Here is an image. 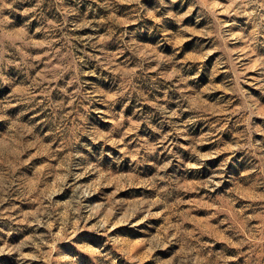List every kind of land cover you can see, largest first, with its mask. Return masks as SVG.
I'll list each match as a JSON object with an SVG mask.
<instances>
[{"label":"clouds","instance_id":"9594fccd","mask_svg":"<svg viewBox=\"0 0 264 264\" xmlns=\"http://www.w3.org/2000/svg\"><path fill=\"white\" fill-rule=\"evenodd\" d=\"M26 2L0 0V221L6 222L0 233L10 237L14 232H31L19 244L0 243V256L14 254L19 264H81L79 255L64 254L62 246L67 244L89 264H118L120 259L127 264H264V139H257L264 137V0H192L182 14L168 11L167 17L182 23L199 8L196 23L205 21L201 27L165 32L176 49L171 55L160 51L159 44L139 43L136 37L142 29L129 31L145 17L162 26L165 17L157 15L159 8H146L141 0H94L113 13L108 21L95 22L70 20L77 13L64 7L65 0H35L21 10L30 19L16 26L4 13ZM159 2L169 7L165 0ZM124 4L134 7L121 19L115 13ZM52 7L63 19L47 14ZM89 11H93L90 6ZM32 21L38 25L34 29ZM94 23L108 24L107 31L82 42L101 55H77L81 50L70 42L73 38L63 36L69 26L85 28ZM57 35L60 47H54ZM194 37L209 40L210 46L198 42L178 59L180 46ZM110 41L119 44V52L106 53ZM125 53L136 57L134 67L127 61L116 62ZM213 57V82L197 89L190 82L200 72L185 75L184 69L195 65L202 71L204 62ZM90 61L111 74L108 89L87 79L97 75L89 68ZM162 66L166 70L158 72ZM153 72H158L152 77L153 86L163 79L174 85L177 99L170 101L166 92L162 100H147L135 81ZM221 73L226 77L215 83ZM60 94L70 99L71 113L65 112L69 100ZM121 98L128 104L133 100L151 104L173 131L163 133L150 116L133 120L116 112ZM96 103L105 107L94 108ZM44 111L48 116L36 120ZM30 112L36 115L25 120ZM92 112L106 117L113 127L102 130L89 119ZM197 121H207L210 127L194 136L188 125ZM41 124L51 129L38 131ZM144 124L162 133L160 145L174 135L189 142L169 141L165 151L171 159L152 162L155 172L148 178L142 177L141 166L159 145L143 136L134 137V147L126 143ZM226 131L232 133L230 139L221 138ZM213 138L222 146L211 152L198 150ZM173 147L184 148L190 158L184 159ZM240 153L246 154L245 162L251 166L226 184L223 173ZM222 155L226 158L205 180L168 174L174 162L189 172L204 169ZM135 189H148L154 195H125ZM189 194L196 195L186 199ZM15 201L32 207L19 210ZM121 229L142 235L133 239ZM84 234L101 243L83 239ZM217 243L225 247L217 248ZM170 248L176 249L170 256L159 255ZM229 250L236 255H229Z\"/></svg>","mask_w":264,"mask_h":264},{"label":"rangeland","instance_id":"374dc122","mask_svg":"<svg viewBox=\"0 0 264 264\" xmlns=\"http://www.w3.org/2000/svg\"><path fill=\"white\" fill-rule=\"evenodd\" d=\"M35 3V0H28L25 4L17 3L14 5L15 11L13 10H7L4 15L8 16L11 20L14 21V24L16 26L22 25L26 23L30 17H25L21 15V10L24 7H30L32 4ZM101 3H103V0H101ZM141 3L146 7L150 9L159 8V12L157 15H163L165 18L162 21V26H154L153 22L149 20L148 18H144L139 21L136 25H130L129 31H135L136 29H142L143 31L137 33V39L139 43H148V44H159L161 45L160 51L166 53V54H173L176 49L172 44L168 42V39L165 37V32L169 33H175L179 32L181 27H191V26H197L201 27L205 23V21H201L200 24H197V18L199 14V8L195 9L192 13V15L186 17L182 23H178L175 19L167 17L166 13L168 11L175 12L177 15L184 13L187 11V8L191 5L192 0H177L175 4L172 3V0H165V3L169 5V7L166 9L163 6H161L159 0H141ZM89 6L93 9V11H89ZM48 5L45 4V8L47 9ZM64 7L68 9L75 10L77 13L76 15L69 16L68 18L74 22L83 21L85 18L92 20V21H108L109 17L113 15L112 12L109 10L101 7L99 4H96L94 0H65ZM134 6L132 5H119V11L115 13V15L119 16L121 19H124L132 10ZM47 14L50 17H59L63 19L62 13L57 12L55 7H52ZM232 19H236L233 17ZM110 23V21H109ZM38 26L36 21H32V27L33 29ZM108 28V24L102 23L97 24L94 23L92 27H85V28H75L71 29L69 26V30L66 35L63 36L64 40H69L72 44H75L77 49H80L81 51L77 52V55H83L84 53H88L89 55H101L100 52L96 51L90 46H87L85 43H83V39L87 37H96L99 35H103ZM54 39L57 41V43L54 45V47H60V35H57L54 37ZM207 44L210 46L209 40H204L202 37H194L191 40H186L181 46L179 50V56L178 59L183 58L185 54L193 51L197 47V43ZM106 53H116L120 51V46L115 41H110L106 46ZM47 59V57H45ZM124 61L128 62V65L130 67L135 66L136 57L132 56L131 53H125L123 56H120L117 59V63H122ZM215 61V57L210 58L208 61L204 62L203 70L200 71V69L193 65L191 67L186 66L184 69L185 75H193L196 72H200V75L197 80L191 81L190 84L197 87V89L203 87L207 83L213 82L210 80V72H211V66L213 65ZM151 66V65H149ZM89 68L94 69L97 73L96 76L88 77L93 84L100 85L104 87L105 89H108L110 85V81L112 79L111 74L107 71L98 68L94 62H89ZM166 69L162 66L158 72H163ZM158 72H153L148 74L147 77L143 76L141 74V77L135 81V83H138L142 90L145 91L147 94V100L148 101H155L157 97H160L161 100L165 96V93L167 92V95L169 97V100H175L179 97V93L176 91H173L172 88L174 85H166L163 79L156 81V86H153L152 77H156L158 75ZM254 74V73H252ZM251 75V74H250ZM105 77H108V80L105 79ZM226 77V73H221L218 77H216L215 83H220L224 78ZM249 91L254 92L256 95H260V93L252 89L250 86ZM90 90V88H89ZM114 90V89H113ZM68 91L71 92L73 89L71 87L68 88ZM7 90H5V93ZM57 93H53L54 98L57 97ZM213 96L221 95L220 93H214ZM226 96V94H224ZM60 98L63 97L62 94H60ZM226 98H228L226 96ZM69 100V106L65 108V112L71 113L72 108L70 105V99L65 98ZM125 104H127V107H125ZM169 107H175V104L170 103L168 105ZM94 108H104V105H101L99 103H96L93 105ZM137 108L142 109L141 112H137ZM21 109H14L13 111H17ZM116 112H123L126 117H131L133 120H139L142 119L144 116H150L151 122L156 125L157 127H161L163 133L171 132L173 131L172 126L162 123L163 117L159 112L154 109L151 104L144 103V104H138L136 100H133L132 103L128 104L126 100L121 98L120 101L117 102L115 109ZM37 111H40V109H37ZM83 111V109H81ZM35 112H30L29 116H26L24 119H29L30 116H35ZM187 115L185 114V118L187 119ZM48 116V112L44 111L41 112V115L36 116V120H43ZM68 119H71V115L68 116ZM89 119L94 121L96 125H98L102 130H110L113 125L107 120V118L101 119L100 116L96 112H92L89 116ZM36 120L33 121V123L36 122ZM176 123H183L182 120L176 121ZM207 121H197L195 124L188 125V130L190 131L191 135H199L202 134L204 131H207L208 128ZM43 129L44 131H49L51 129V125L47 124H41L39 126V129ZM135 136H143V137H149L151 142L154 144H158L159 146L156 148V154L151 155L147 157V162L141 166V175L143 178H148L152 174H154L155 169L151 166L152 162H163L165 159H171V157L168 155V152L165 151V148L168 146L169 141H171L175 145L179 144H185L187 145L189 142L186 140L181 139L179 136H169L167 141H164L162 145L159 144V142L163 139V135L161 132H153L151 129L147 127L146 124L141 126V129L138 133H134L132 136H129L126 140V143L130 142V146H135L134 137ZM232 136L231 132H225L221 135L222 139H230ZM257 139H264V137L257 136ZM222 145L213 138L211 143H204L199 146L198 150L201 152H211L216 150L217 148L221 147ZM172 151L180 154L184 159L190 158V153L186 151L184 148L180 147H173ZM226 158V156L222 155L220 157L213 158L212 160L208 161L206 163V167L201 170H192L189 172H185L183 167L177 168L174 166L169 169V176L172 178H185L188 179H195V180H205L207 179L213 172V168H218L219 165L223 162V160ZM246 161V154L240 153L237 156H234L232 161L230 162L229 166L225 169L223 175L225 177V183L227 184L230 178L233 175H236L240 170L246 169L250 167L251 165ZM146 194V195H154L153 192H151L148 189H135L130 192L125 193V195L128 196H135L137 194ZM196 194H189L186 196V199L194 198ZM17 205H19V210L27 211L32 206L29 204L21 203L20 201H15ZM5 208L9 207L8 204L4 205ZM199 215H203V212L197 213ZM6 224V222L0 221V227H3ZM7 231V228L5 229ZM43 231V230H41ZM31 232V230L22 231V232H14L13 235L10 237L5 235L4 233H0V243L7 242L9 245H15L19 244L24 236L28 235ZM121 232L126 234L130 238H137L142 235V233L128 230V229H121ZM83 239H88L92 241L95 244H100L101 240L96 238L95 236H91L89 234H84L82 236ZM135 248V245L133 246ZM217 248H224L225 245L217 243ZM64 254L68 255H79V260L81 264H89V261L87 257H85L82 254H79L76 249L68 246L67 244L62 246ZM176 249L170 248L166 252H161L159 255L161 256H170L174 253ZM135 254V252L133 253ZM229 255H236L235 250H229ZM142 255V254H141ZM0 264H19V261L17 257L14 254L11 255H3L0 256ZM118 264H127L126 261L123 259H120ZM145 264H151L150 261H146Z\"/></svg>","mask_w":264,"mask_h":264}]
</instances>
